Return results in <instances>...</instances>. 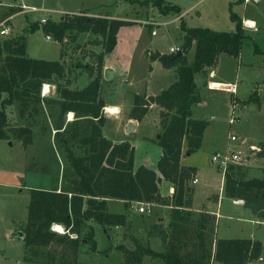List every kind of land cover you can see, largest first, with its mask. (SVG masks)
I'll return each mask as SVG.
<instances>
[{"label": "trees", "instance_id": "trees-1", "mask_svg": "<svg viewBox=\"0 0 264 264\" xmlns=\"http://www.w3.org/2000/svg\"><path fill=\"white\" fill-rule=\"evenodd\" d=\"M243 2L229 3V19L235 25L229 33L188 28L181 22L183 45L180 51L184 55L175 57L176 54L155 51L149 56L151 62L156 60L165 69L175 70L177 80L155 97L133 96L131 120L141 121L152 106L160 108V132L156 142L162 155L157 172L172 185L171 198L159 193L161 178L154 170L145 166L134 168L133 149L129 143L114 144L102 130L106 122L103 114L106 104L101 96L103 58L116 48L120 26L128 22L75 15L59 23L47 20L39 25L36 22L25 29V32H34L41 26L60 45L66 36L76 41L80 33L101 37L104 49L97 55V69L87 66L89 81L81 90L70 88L68 75L72 67L65 65L63 50L59 61L37 60L27 55L24 35L0 38V140L14 138L25 148L32 144L35 120L44 113V104H49L52 115L58 112L54 139L64 149V159L69 166V170L65 169L67 165L61 172L58 169L60 180L58 177L52 189L29 191L28 220L19 233L25 262L76 264L82 241L91 239L95 245L93 228L88 222L93 221L102 229L122 227L127 223L125 215L108 213L107 198L122 200L125 206L141 202L171 207L168 225H153L148 232L149 237L160 238L164 251L158 253L137 240L129 245L122 244L118 249L124 254L123 264H141L145 257L162 264H249L260 257L263 247L259 240L213 238L215 229L208 226L214 222V217L206 212L193 221L189 209L194 193L190 184L195 180L196 168L181 165L184 148L188 155L200 149L209 125L207 121L192 118L193 106L202 102L195 75L207 74L219 56L238 59L243 41L250 37L244 31L241 16L234 11V7ZM139 4L157 8L164 16L181 13L180 7L169 5L165 0H145ZM193 47V58L188 61L187 55ZM254 53L264 56V50L255 43ZM64 79L66 82L62 83ZM44 83L55 86V99L41 97ZM205 85L207 87V83ZM254 95L249 97L248 104L258 100ZM234 98L230 97L232 103L241 102ZM10 106H17V120L24 126L9 127L6 109ZM69 113L74 115L73 122L65 121ZM74 144L81 154L72 151L70 146ZM256 154L264 159V143ZM225 183L228 198L243 200L249 210L264 220V180H237L226 173ZM53 226H61L65 233L53 231ZM85 229L87 236L82 240L81 231Z\"/></svg>", "mask_w": 264, "mask_h": 264}, {"label": "rangeland", "instance_id": "rangeland-1", "mask_svg": "<svg viewBox=\"0 0 264 264\" xmlns=\"http://www.w3.org/2000/svg\"><path fill=\"white\" fill-rule=\"evenodd\" d=\"M144 1L3 0V3L47 10V13H34L29 16L27 15L26 18L25 15L15 17L11 21L12 29L14 30L13 37H19L24 34L27 55L32 59L59 61L63 50L65 65L72 67V71L68 75L69 79H74L75 76L80 75L75 86L70 88H80L81 90L89 81L86 72L88 70L87 66H92L94 70L97 69V55L104 49V46L100 43L102 41L101 37L89 33H80L76 41L66 36L62 45H60L54 40L52 35H50L51 40H47V34L41 26L34 32H24L26 31L25 28L36 22L39 24V20L42 17L53 19V22L59 23L65 17L70 18L75 15L79 16L80 14L88 18L110 16L111 19H118L123 22H127L128 20V23L122 24L120 29L141 27L138 22H135L137 17L143 19L145 16L146 20L142 21H147L150 20L149 18L160 14L157 8H152L150 5L141 6L139 4V2ZM233 1L165 0L169 5L180 7V15L172 13L161 17L162 21L170 23L156 26L155 30L157 33L154 36L151 34L153 26H145L143 39L139 42L136 55L135 57L133 56L134 58H132L130 63L131 66L133 64L130 77L126 81L121 76H118L114 81H106L101 91L102 98L108 103L121 105L124 109L123 117L126 109L132 107L134 103L133 94L143 90V85L140 83L142 78L146 81L149 77L148 67L146 66L151 61L150 59L147 61L145 56H141L145 46L150 47V50L154 52L159 51L160 53H168L170 47L176 45H181L180 47H182L183 41L181 36L183 35V31L180 26L181 22H184L188 28L198 27L227 33L233 31L235 25L229 19V3ZM0 9L1 17L5 16L2 14L5 8ZM14 11V8L11 9L9 14H12ZM234 11L242 17L244 31L250 37L243 41L240 59L222 56L220 64L216 69H213L214 71L211 70L207 74L199 73L196 76L202 102L201 104L194 105L192 118L207 121L209 125L205 132L206 138L203 145L187 159L188 162L196 164L199 167L200 174H202L201 182L197 185V193L194 200L195 208L200 212L202 211V208L207 205L205 202L207 194L219 193L218 195H212V201H214L215 196L216 198L221 195L224 196L221 211L228 213L230 218L221 219L219 225L216 227V219L214 217V222H211L208 226L215 229L213 238L217 239V234L219 238L251 239L252 237L255 240L261 241L264 247V220H261L251 210V213L248 214V211L242 210L243 207L241 206L247 208L243 200L233 198L240 206L233 205V199L228 198L225 192L226 173H230L237 180H251V178L264 180V159L251 150V147L259 149L260 145L264 143V56L254 53V43L261 50H264V0L243 2L241 6H236ZM32 19L36 20V22H32ZM247 20H251L256 24L254 28L256 30L246 28L244 22ZM131 42H133V37H127L126 35L123 37L122 42L118 43L119 48L115 54H113L115 49L105 54V56H108V59L114 61V65L122 72L121 74H125L126 72L124 67H126L127 50L130 48ZM146 53H148L149 58V53L152 54L153 52L147 51ZM193 54L194 47L187 55L188 61L192 60ZM79 65H82L83 68ZM214 72L216 76L215 74L211 76V73ZM209 76L212 78L208 79ZM168 79H171V75H168ZM230 79L233 83L237 84V96L242 100L236 104L234 110L230 97L236 98V95H229L222 91H210L205 85L207 80ZM65 82L66 79L62 80V83ZM56 94L53 92L48 97H45V99H55L57 97ZM252 95H254L253 98H257L258 100L248 104L249 97ZM43 109L44 113L35 120L37 125L34 126L32 144L25 148L21 141L14 138L0 140V264H37L33 262L27 263L23 260V241L19 234L28 220L29 191L38 187L44 190L47 187L53 188L57 184L56 180L58 177L60 180V176L57 177L58 169L61 172L66 165L67 168L65 169L69 168L66 159H64V149L60 146L58 140L54 139V121L58 112L52 115L50 106L46 103ZM232 113L236 117V121L230 125L229 121ZM6 114L7 123H9L10 128L24 126L23 123L17 120V106L7 107ZM157 118L158 108L156 107L149 112L147 120L138 128L137 132L128 136L130 138L128 143L130 142L134 147L132 149L133 157L134 153L136 157H134V163L137 160L136 167L145 166L151 170L154 169L159 174L157 172V163L161 157L162 150L156 142L158 133H155V125H158ZM67 119L68 114L65 116L66 122ZM113 119L108 118L112 122V125H109L105 129V133L107 137L116 138L118 134L112 130H115V124L118 120L115 121ZM232 136H235L237 140L231 141ZM139 141H143L145 145H137L136 142L140 144ZM70 147L76 154H81L76 144ZM227 149L238 151L246 160L241 163H232L226 169V173H223V170L212 164L211 157L215 151L223 152ZM203 176L206 181L211 176H214L209 188H204L205 181ZM190 185L192 186L193 184ZM123 204L125 203L123 202ZM143 205L145 207V203ZM133 209L134 205L132 204L129 206L121 205L119 213L123 212L129 217L127 223L122 227L107 226L106 229H102L95 222H88L89 225L95 228V245L93 242L91 243V239H88L89 241L87 239L83 240L87 236L88 230H82L80 239L83 241L78 250L76 264H123L124 254L118 249L120 245H129L137 240L145 247L149 246L145 241L146 233L144 225L150 220L152 222V218L155 216L153 214H139ZM156 209L159 208L156 207ZM113 210L118 211L116 208ZM168 212L170 215V210ZM200 212L193 215V221L198 220L203 212L207 213L206 210ZM159 216L160 214H157L156 217ZM125 217L127 218L126 215ZM159 224L163 225V223ZM159 224L157 222L155 225ZM216 228L219 229L218 233ZM152 249L154 251L158 250L156 246L155 249ZM155 262L156 264L160 263L159 260H155ZM141 264H148V260H143ZM249 264H264V252H262L259 258L254 259Z\"/></svg>", "mask_w": 264, "mask_h": 264}, {"label": "crops", "instance_id": "crops-1", "mask_svg": "<svg viewBox=\"0 0 264 264\" xmlns=\"http://www.w3.org/2000/svg\"><path fill=\"white\" fill-rule=\"evenodd\" d=\"M235 1V0H234ZM233 1V2H234ZM14 5H16V4H14ZM16 6H19V5H16ZM133 7V6H132ZM236 7V6H235ZM234 7V8H235ZM142 8H144V7H142ZM11 9H13V8H11ZM9 7H5V11L2 13L3 15H5V16H9V15H12V14H15L17 11H16V9H15V11L14 12H12V14H9V12H10V10H11ZM133 9V8H132ZM1 10V9H0ZM7 13H8V15H7ZM44 13H46V12H44ZM160 13V12H159ZM21 15H25V18L27 17V15L29 16V15H31V13H24V14H21ZM160 15V16H159ZM5 16H2V17H5ZM17 16H19V15H16L15 17H17ZM0 17H1V12H0ZM14 17V18H15ZM99 17H102V16H99ZM150 17H153V16H150ZM161 17H164V15H162V14H158V15H155L153 18H149L150 20H152L153 22H155L156 24H155V26L153 27V31L155 30V27L156 26H161V25H163V24H165V25H167V24H169L170 22H164V21H162L161 20ZM13 18V19H14ZM104 18H108V19H111V17L110 16H106V17H104ZM242 18V17H241ZM48 20H52L53 21V19H48ZM114 20H116V19H114ZM142 20H146V18H145V16L143 17V19H141V18H139V17H137L136 18V20H135V22H138L140 25H141V27H133V28H122V29H120L119 31H118V33H117V42H116V48H115V52H113V54H115L116 52H117V49L119 48V46H118V43H121L122 42V40H123V37L124 36H126L127 35V37L128 36H132L133 37V42H131L132 44H131V46H130V43H129V46H130V48L127 50V57H126V60H127V62H126V67H124L125 69H126V72H125V74H121L122 72H120V70L118 69V67L117 66H115L114 65V61L112 60V59H108V56L106 55V56H104V58H103V65H104V69H106V68H110V69H112L113 71H114V78H113V81L115 80V79H117V77L118 76H121L122 78H123V80L124 81H126V79L127 78H129L130 77V74H131V70H132V67H133V64H132V66H131V60H132V58H134L135 57V55H136V52H137V50H138V47H139V42H141V40L143 39V36H144V30H145V26L143 25V22L144 21H142ZM27 21V20H26ZM32 22L34 21V22H36V20H34V19H32L31 20ZM251 21V20H250ZM127 22H128V20H127ZM247 22V21H246ZM26 29V28H25ZM152 31V32H153ZM156 31V30H155ZM25 32V31H24ZM151 32V33H152ZM157 33V32H156ZM24 35V34H23ZM121 37V38H120ZM182 37H183V35L181 36V39H182ZM181 45H176V46H173V47H180ZM173 47H170V49L171 48H173ZM181 48V47H180ZM169 49V50H170ZM147 51H151V52H153L154 53V51L153 50H150V47H148V46H145V49L142 51L143 52V54L141 55V56H145V59H147V61H149V58H148V53H146ZM159 52V51H158ZM147 55H146V54ZM163 54H169V52L168 53H163ZM189 54V53H188ZM149 55H150V53H149ZM241 55V54H240ZM134 56V57H133ZM221 57L222 56H219V58H218V60L216 61L217 63L215 64V66L214 67H211V69H209L208 70V72H211V70H213L214 68L216 69L217 67H218V65L220 64V59H221ZM233 58V57H232ZM236 59V58H235ZM238 59H240V57L238 58ZM146 67H148V73H149V77H148V79L145 81L144 80V78H142V80H141V84L143 85V90L141 91V92H137V93H134L133 94V96L134 95H141V96H143V95H145L146 97H155L156 95H158V94H160L162 91H164V90H166V89H168L172 84H174V81H176L177 80V75H176V72H175V70H173V69H165L163 66H162V64L161 63H159L158 61H156L155 60V62H149L148 63V65L146 66ZM104 71V70H103ZM214 71V70H213ZM158 74H159V76H158ZM213 74V75H212ZM214 74H215V76H216V73L214 72V73H211V76H214ZM168 75H171V79H168ZM198 74H196L195 75V81H196V76H197ZM80 76V75H79ZM78 75L77 76H75V77H77V78H74V79H72L71 78V87H73V86H75V83H76V81H77V79H78V77H79ZM211 76H209L208 77V79H211L212 77ZM154 78V79H153ZM153 79V80H152ZM216 81H218V82H220V83H225V84H230V83H233V81L230 79V80H216ZM106 81L104 80V78L102 77V81H101V83H102V87H104L103 85L104 84H106L105 83ZM108 82V81H107ZM208 82H210V80L208 81L207 80V84H208ZM196 83H197V81H196ZM198 85V84H197ZM102 87H101V91H102ZM71 89H75V88H71ZM80 89V88H79ZM237 91H238V88H237ZM101 96H102V92H101ZM42 97V96H41ZM44 97H47V96H44ZM44 97H42V98H44ZM103 99V98H102ZM236 99H239V97L237 96V93H236ZM239 100H241V99H239ZM103 101L105 102V104H106V107L104 108V116L106 117L107 116V118H105V120H106V122H105V124H104V126H103V128H102V130H103V134H104V136L107 138V139H109V140H111L114 144H120V143H122V142H124V143H128V140H130V138H128V136L129 135H131V134H135L136 132H137V130H138V128H140V126L142 125V124H144V122L147 120L146 118H147V116H148V114H149V112L152 110V109H155L156 107L158 108V125L156 124L155 126H156V129H155V133L157 134V133H159L160 132V124H159V122H160V119H159V111H160V108L156 105V106H152L151 108H150V110H149V112L146 114V116L141 120V121H135V120H131V119H129V113H130V111H131V109H132V107H133V105H132V107H130L129 109H126V111H125V115L122 117V114H123V111H124V109H123V107L121 106V105H117V104H112V103H108V102H106L104 99H103ZM242 101V100H241ZM201 104V103H200ZM107 107H114V108H117L118 110H119V113L118 114H116V115H112V114H108L105 110H106V108ZM193 108H194V106H193ZM193 108H192V117H193ZM70 115H72V118L70 119ZM108 118H114L113 120H118V122L115 124V130H112V131H115V133H117L118 134V137H110V136H108L107 137V134L105 133V129L106 128H108L109 127V125H112V122L110 121V120H108ZM193 119H199V118H193ZM73 120H74V115H73V113H69L68 114V119H67V122H73ZM129 124H132V126H133V129H132V131L130 132V133H127L126 132V129H127V127L129 126ZM208 128V127H207ZM207 128H206V130H207ZM120 129V130H119ZM206 130L204 131V134H203V142H202V145H203V143H204V141H205V132H206ZM140 142V144L139 143H137L136 142V144L137 145H140V146H142V145H145L144 143H143V141H139ZM129 144H130V142H129ZM131 145V144H130ZM250 145H255V144H250ZM131 147L132 148H134L132 145H131ZM186 148H184V150H185ZM183 150V157H182V159H181V165L182 166H185V167H193V168H196V177H195V179L197 180V182L195 183V184H193L191 187H192V189H193V201H192V205H191V209H189V211H191L192 213H193V215H196V214H198L200 211H198L197 210V208H195V205H194V200H195V195H196V193H197V185L201 182V178H202V174H200V172H199V167L196 165V164H192V163H190V162H188V159L187 158H190L191 157V155H188V154H185V151ZM162 155V154H161ZM134 157H135V153H134ZM136 158V157H135ZM252 159V158H251ZM250 159V160H251ZM136 162L134 163V168L135 169H137V168H139V167H136V164H137V160H135ZM252 161V160H251ZM148 167V166H147ZM150 169V168H149ZM152 170H154V169H152ZM159 176H160V178H161V181H160V184H159V193H161V195L162 196H164V197H167V198H171V196L174 194L173 193V187H172V185L169 183V182H167V181H165V180H163V178L161 177V175L160 174H158ZM204 177V176H203ZM214 179V176H211L210 177V179H207V181H206V179H205V177H204V181H205V184H204V188H209V185L211 184V181ZM217 181V180H216ZM61 183V182H60ZM61 185V184H60ZM58 187H60L59 186V184H58ZM37 189H40V190H44V189H42V188H37ZM50 189H52V188H49V187H47V189L45 190V191H47V190H50ZM219 193H214V194H207L206 195V197H205V202L207 203V205L205 206V207H203L202 208V211L201 212H203V210H206L207 211V213H209L210 215H212L213 217H215V219H216V227H217V225H219V222H220V220L221 219H229L230 217V215L228 214V213H223V211H221V205H222V199L224 198V196H220V197H217L216 198V196L214 197V201H212L211 200V197H212V195L214 196V195H218ZM238 200V199H237ZM105 201H106V209H107V211H108V213H111V214H115V215H126L127 216V221H128V215L127 214H125V213H123V212H121V213H119V210H120V208H121V205H124L123 204V201L121 200V201H119V200H115V199H109V198H107V199H105ZM233 202H232V204L233 205H239V204H237L236 202V200H232ZM213 202H214V204H213ZM141 204V203H140ZM139 203H132V205H134V209L133 210H135L136 211V208L137 207H139V205H140ZM240 206V205H239ZM156 207H158L159 209H156ZM241 207H243V209L242 210H244V211H248L247 212V214L248 213H251V211L250 210H248V208H245L244 206H241ZM114 208H116V209H118V211L116 210H113ZM171 209V207H168V206H163V205H154V204H151V205H149V213H145V214H153L155 217L154 218H152V222H151V220L150 221H148L147 222V224L146 225H144V231H145V241H146V243L149 245V247L152 249V248H154L155 249V246H156V248L158 249V250H156V251H158V253H160V252H163L164 251V249H163V245H162V242H161V240H160V238L158 239V238H156V237H149L148 236V232H149V228L152 226V225H155V224H157V222H158V224L159 223H163V226L164 227H166L167 225H168V223H169V220H170V215H171V212H170V215H169V212H168V210H170ZM200 212V213H201ZM157 214L159 215L160 214V216L159 217H156L157 216ZM253 214V213H252ZM129 221H131L130 219H129ZM62 228V227H61ZM92 228H93V232L95 231V228H94V226H92ZM117 228V227H116ZM217 229V228H216ZM218 230L219 229H217V233H218ZM253 235V234H252ZM95 237H96V232H94V241H95ZM142 237H143V235H142ZM141 238V237H140ZM217 239H232V238H219V236H218V234H217ZM238 239H243V238H238ZM253 238L251 237V240H252ZM261 242V241H260ZM261 244H262V242H261ZM262 247H263V244H262ZM160 251V252H159ZM262 252H264V247H263V249H262ZM262 254V253H261ZM262 259V258H261ZM144 260L146 261V260H148V264H156V262H155V260H151V259H149V257H145L144 258ZM159 264H162V262L160 261V263Z\"/></svg>", "mask_w": 264, "mask_h": 264}, {"label": "built area", "instance_id": "built-area-1", "mask_svg": "<svg viewBox=\"0 0 264 264\" xmlns=\"http://www.w3.org/2000/svg\"><path fill=\"white\" fill-rule=\"evenodd\" d=\"M250 0H244V2H248ZM5 7H9V8H15L16 9V13L9 15V16H5V17H0V38L1 39H6L9 38L13 35V29H12V25H11V21L13 20V18L16 15H21L24 13H40V12H46L47 10H38L35 7H27L25 5L22 6H15L14 4H10V3H3V0H0V8H5ZM82 15V14H80ZM48 20V18L42 17V19L39 20V25H43L44 23H46ZM155 22H153L152 20H147L143 22L144 26H155ZM244 24L246 25V28L249 29H254L256 24H254V22L247 20V22H244ZM152 36H154L156 34V31L154 30L152 33ZM46 39L47 40H51L50 35H46ZM180 51L179 47H173L169 50V54L173 55L176 54ZM207 88L208 90H215V91H222L225 92L229 95H236L237 93V84L236 83H230V84H225V83H220L217 81H210L207 84ZM55 86L51 85V84H47L44 83V85L42 86L41 89V96H48L51 93H55ZM233 110L236 107V103L233 102ZM234 112V111H233ZM236 121V117L234 116V114L232 113L231 115V119L229 121V124H233ZM237 138L235 136L231 137V141H236ZM242 142V141H241ZM255 148V149H254ZM251 150L256 154L259 149H257L256 147H251ZM246 160L238 151L235 150H225L223 152L220 151H215L213 153V156L211 157V162L212 164H215L219 169L223 170V173H226V169H228L230 167V165H232V163H241L242 161ZM249 160V159H248ZM197 182V180L195 179L192 184H195ZM141 203V202H140ZM139 203V204H140ZM149 205L150 204H146L145 203V207L143 205V203H141L139 205V207L136 208V212L137 213H141V214H145V213H149ZM56 227L59 226H53L52 230L54 231ZM61 228V227H60ZM62 231L61 233H65V231L63 230V228H61Z\"/></svg>", "mask_w": 264, "mask_h": 264}, {"label": "water", "instance_id": "water-1", "mask_svg": "<svg viewBox=\"0 0 264 264\" xmlns=\"http://www.w3.org/2000/svg\"><path fill=\"white\" fill-rule=\"evenodd\" d=\"M182 55H184V53L182 51H179L178 53H176L175 57L182 56ZM205 70H206V68H205ZM103 78L105 81H108V82L112 81L114 78V71L110 68L104 69ZM132 129H133L132 124H129V126L126 129V132L130 133L132 131ZM130 248H132V247H130Z\"/></svg>", "mask_w": 264, "mask_h": 264}, {"label": "bare ground", "instance_id": "bare-ground-1", "mask_svg": "<svg viewBox=\"0 0 264 264\" xmlns=\"http://www.w3.org/2000/svg\"><path fill=\"white\" fill-rule=\"evenodd\" d=\"M106 112H107L108 114H114V115H116V114L119 113V110H118L117 108H114V107H107V108H106ZM71 118H72V115H70V119H71ZM60 227H61V226H60ZM60 227H56L54 231L57 232V233L62 234V233H61L62 229H61Z\"/></svg>", "mask_w": 264, "mask_h": 264}, {"label": "clouds", "instance_id": "clouds-1", "mask_svg": "<svg viewBox=\"0 0 264 264\" xmlns=\"http://www.w3.org/2000/svg\"><path fill=\"white\" fill-rule=\"evenodd\" d=\"M60 227V226H59ZM63 234V233H62Z\"/></svg>", "mask_w": 264, "mask_h": 264}]
</instances>
